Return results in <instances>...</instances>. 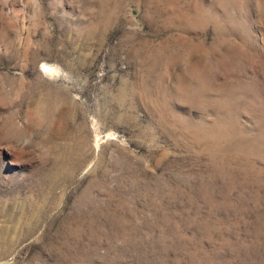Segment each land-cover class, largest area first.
Segmentation results:
<instances>
[{
  "label": "rangeland",
  "instance_id": "rangeland-1",
  "mask_svg": "<svg viewBox=\"0 0 264 264\" xmlns=\"http://www.w3.org/2000/svg\"><path fill=\"white\" fill-rule=\"evenodd\" d=\"M0 264H264V0H0Z\"/></svg>",
  "mask_w": 264,
  "mask_h": 264
}]
</instances>
